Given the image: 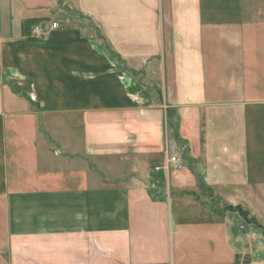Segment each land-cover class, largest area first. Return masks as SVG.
<instances>
[{
    "label": "crops",
    "instance_id": "0c3cea01",
    "mask_svg": "<svg viewBox=\"0 0 264 264\" xmlns=\"http://www.w3.org/2000/svg\"><path fill=\"white\" fill-rule=\"evenodd\" d=\"M261 55L260 0H0V264H264Z\"/></svg>",
    "mask_w": 264,
    "mask_h": 264
},
{
    "label": "built area",
    "instance_id": "2783aa9c",
    "mask_svg": "<svg viewBox=\"0 0 264 264\" xmlns=\"http://www.w3.org/2000/svg\"><path fill=\"white\" fill-rule=\"evenodd\" d=\"M59 23H37L31 29V37L36 40H47L50 37L51 31L57 29ZM165 147V162L163 168L168 173H177L184 170L185 164L181 158L180 147L175 139L169 138Z\"/></svg>",
    "mask_w": 264,
    "mask_h": 264
},
{
    "label": "rangeland",
    "instance_id": "374dc122",
    "mask_svg": "<svg viewBox=\"0 0 264 264\" xmlns=\"http://www.w3.org/2000/svg\"><path fill=\"white\" fill-rule=\"evenodd\" d=\"M255 1H257V0H255ZM260 1L264 2V0H260ZM76 20L79 21L80 19L77 18ZM84 23H85V22H84ZM84 23H83L82 20L80 21V26H81V28H84V26H86V25H87L88 27H90V24H88V23H85V24H84ZM97 44H98V40H97ZM260 59L263 60L262 63H261V69H263L262 71H264V66H263V65H264V55H261ZM258 74L262 75V76H263V79H264V74H263L262 72L258 71ZM263 85H264V82H263ZM146 89H147V88H146ZM169 131H170V130H169ZM163 137H164V139H163V142H164V143H163V148H165V147H166V143H168L167 140H168L169 138H172V137L174 138V134L172 133V131H170L168 136L163 135ZM245 264H246V263H245Z\"/></svg>",
    "mask_w": 264,
    "mask_h": 264
},
{
    "label": "trees",
    "instance_id": "16d2710c",
    "mask_svg": "<svg viewBox=\"0 0 264 264\" xmlns=\"http://www.w3.org/2000/svg\"><path fill=\"white\" fill-rule=\"evenodd\" d=\"M234 209H237L243 216H244V218H246V220H247V222H249V223H253V224H257L258 226H259V224L258 223H256L255 222V220H253V218H249L248 217V214H247V212L245 211V210H243L242 208H240V207H238V208H234Z\"/></svg>",
    "mask_w": 264,
    "mask_h": 264
}]
</instances>
